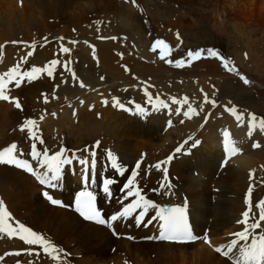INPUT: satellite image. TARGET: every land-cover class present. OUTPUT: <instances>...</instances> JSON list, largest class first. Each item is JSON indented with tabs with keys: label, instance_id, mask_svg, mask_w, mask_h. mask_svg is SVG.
<instances>
[{
	"label": "bare ground",
	"instance_id": "1",
	"mask_svg": "<svg viewBox=\"0 0 264 264\" xmlns=\"http://www.w3.org/2000/svg\"><path fill=\"white\" fill-rule=\"evenodd\" d=\"M173 1L192 5L202 0ZM211 1L215 27H224L230 14L238 16L241 23L251 24L254 16L264 21V0ZM172 11H164L179 19L169 23L171 26L191 28L199 23L186 22L183 9ZM148 12L138 0H0V76L9 81L5 94L12 98L0 100V150L17 145L15 155L28 161L36 172L33 175L0 163V220L9 229L23 225L53 246L45 252L44 245L27 244L20 239L22 233L9 236L5 229L0 232V264H234L245 245L233 235L246 227L241 221L247 219L248 225L259 221L261 226L255 231L264 232V221L259 220L264 214V129L259 122L264 119L254 116L250 130L249 115L253 116L250 111L254 108H235L227 99L211 105L208 94L214 91L206 83L239 81L245 73L225 67L218 56L217 60L195 58V63L187 57L179 60L182 66L174 70L172 65L178 59H170L175 53L170 41V46L162 47L166 49L164 59L140 42L128 44L125 51L118 45L120 35L116 38L114 30L100 29L96 22L106 15L118 19L123 29L140 32L142 20L138 19ZM52 60L57 64L52 66ZM80 60L97 78L87 70H76ZM33 67L41 69L35 73L36 79L22 77ZM12 68L16 72L9 80L4 74ZM166 71H172L168 77L174 81L181 79L180 85L172 81L168 88L181 86L184 92L162 89L169 97L161 107L154 104L155 96L143 81L163 88ZM16 79L21 80L19 86ZM201 90L207 91L208 97L203 103ZM17 101L20 108L15 106ZM223 104H228L225 113ZM233 108L237 114L230 113ZM206 113L208 120L204 121ZM238 114L242 119L237 120ZM28 120L33 123L27 124ZM225 132L229 134L228 151L223 145ZM193 134L200 138L199 143L191 139ZM91 137L95 141L83 147ZM33 145L37 152L47 150L40 163L32 155ZM178 147L181 152H176ZM232 147L239 151L232 154ZM61 153L70 162L59 163L60 177L52 190L49 184H41L37 175L43 176L47 170L46 159L55 169L59 160L51 157ZM113 162L126 167L122 175ZM133 171L137 173L134 184L143 188L141 196L155 205L141 223L135 219L141 209L112 221L108 228L83 222L69 209L83 184H95L104 191L105 181H111L110 193L106 196L104 192L100 202L108 218L123 205L135 204L137 197H127L123 187ZM45 192L60 197L64 206L48 204ZM182 194L197 239L182 244L160 241L157 235L163 221L157 211L164 203H179ZM245 211L247 218L242 215ZM234 240L238 243L228 253Z\"/></svg>",
	"mask_w": 264,
	"mask_h": 264
},
{
	"label": "rangeland",
	"instance_id": "2",
	"mask_svg": "<svg viewBox=\"0 0 264 264\" xmlns=\"http://www.w3.org/2000/svg\"><path fill=\"white\" fill-rule=\"evenodd\" d=\"M176 2L173 0H138V4L143 5V8L149 11L147 14H144V17L138 19L142 20V28L140 29V32H131L129 29H123L118 24V19L111 18L110 20L106 15L99 16L96 22L99 24L100 29L104 28L105 30H114L117 33L116 38L119 37L118 35H120L119 38L121 39L118 40V45L125 51L129 50L128 44L131 46L138 44L139 42L141 44H145V46L150 45V50L153 51L151 45L152 43L154 44L156 40H162L165 42V44H169L168 46L172 44V48L174 46L175 53H173V57L171 55L170 59H173L174 57L176 60L187 59L189 50L195 52L196 50L203 49L205 51L200 57L202 60L203 58L204 60H215L217 57L214 58L209 56L207 54V50H216V52L219 54L218 56L222 57L221 61L224 63L225 67H234L235 69H240L243 71V73H245V75L243 74V78L239 81H236V79H230L231 81L224 79L218 84H215L213 81L206 82L212 85V92L214 91L213 94L215 93V96H211H213L214 100L218 102H221L222 100V102H226L224 100L227 99L232 103L236 102L238 106L253 107L255 112L264 115V82L262 81L264 80V21L254 16L251 18V24H247L248 21H243L241 23L239 20H237L240 19L238 16H233L230 14V20L228 19V21H224L225 25L224 27L222 26L221 29L220 27H215L216 21L212 20L213 17L211 18L212 14L210 13H212L214 10V4L211 0H202L199 2V4L192 3V5L182 3L181 1ZM172 9H183V12L186 14V22L199 21V23H196L191 28H176L171 26L169 23L179 20L174 13L169 15L167 14V12H173ZM164 11L167 12L164 13ZM162 12L165 15H162ZM242 24L246 26H243ZM137 33H139V37ZM122 38L123 41L125 39L127 42L125 43V41H120ZM156 47L158 48L155 50L159 52V55L161 56V52H163V55L165 56L166 49L162 48L164 46L156 45ZM188 59L191 60L190 62L193 60L189 57ZM81 61L82 60L78 62L77 69H82L83 71L87 70L91 76L93 75L97 78V76L93 74V70L89 68L88 64ZM196 61L198 60H193V63ZM172 68L174 70L180 69L176 65H172ZM171 72L172 71H166L167 74L165 73L166 75L162 76L165 79H162V77L160 78V80L162 79L161 81H163L161 82L163 86L162 89H165L166 91H172L173 89V91L176 93L184 92V88H181V86L168 88L172 85V81H174V78L168 77ZM193 72H196V70ZM239 78L240 77H238V79ZM245 79L248 81L247 83H245ZM174 82H176L177 84H175L178 85L179 82H181V79H176ZM259 82L261 85L258 84ZM155 88L161 89L157 85ZM85 140H87V138ZM75 145H77V143ZM75 145H71V147Z\"/></svg>",
	"mask_w": 264,
	"mask_h": 264
},
{
	"label": "snow or ice",
	"instance_id": "3",
	"mask_svg": "<svg viewBox=\"0 0 264 264\" xmlns=\"http://www.w3.org/2000/svg\"><path fill=\"white\" fill-rule=\"evenodd\" d=\"M133 3H135V0H132ZM15 43V42H14ZM156 45H163L164 47H167L164 41L162 40H156L155 43L153 44V51L156 49ZM63 52H68L69 49L67 48H62ZM205 50H196L193 52L192 50H189L188 52V57L190 58H200L202 53ZM207 53L209 56L212 57H217L219 54L216 52L214 49H208ZM32 53L29 52L28 55L30 56ZM161 59H164L163 52H161ZM176 66H182V61H176ZM52 66L57 64L56 60H52L50 62ZM41 69L37 67H33L30 71H25L22 73V77L27 78L28 80H33L36 79L35 73L40 72ZM48 75H52V70L51 68L47 69ZM16 72V68H12L9 70V72L5 73V76L9 77V80L14 79L13 73ZM9 81H6L2 76H0V100H10L8 95L5 94V85ZM248 81L245 79V83ZM21 83L20 79L15 80L16 86H19ZM83 83H81V87H83ZM207 99V98H206ZM15 106L17 108H20L21 105L17 101L15 103ZM139 107V106H137ZM191 111V109H189ZM143 111V110H141ZM233 113H235V109H231ZM186 116L188 115L187 112L184 113ZM237 120L242 119V115L238 114L236 116ZM255 121V117L252 115H249V129L251 130L252 128V122ZM27 124H32L33 122L31 120H28L26 122ZM259 126L261 129H264V120L259 122ZM23 130V129H22ZM228 132L224 133V136L226 138L225 140V150L228 151V143H227V137H228ZM35 139V137H33ZM198 143V142H195ZM195 143L193 146H195ZM255 146V145H254ZM17 150V145L13 144L3 150H0V163L4 164H11L15 165L17 167L26 169L27 171L31 172L33 175H36L35 170L30 166L28 161L22 160L18 158L15 155V152ZM182 149L178 147L176 149V152H181ZM238 148L232 147L231 148V153L236 154L238 152ZM32 155L37 159L38 163H40V156L43 155L47 157V150H44L42 153L36 151V146L33 145L32 147ZM171 159V157H169ZM52 161H57L59 160L57 166L55 169H53L51 163L46 159L43 161V164L46 166L47 170L43 173V176L37 175V179L41 184H49L51 187H56V184L53 183L55 181L59 180V163H67L70 161H65L63 159L62 153L53 155L51 157ZM81 163H84L81 161ZM113 167H116L115 162H113ZM137 169L139 168V163H137ZM159 167V165H157ZM137 173L133 171L132 173V178L129 179L128 183L125 185L126 189V196L127 197H132L135 196L138 198L137 202L135 204H128L126 207L123 208V211L119 212L116 215H112L110 217L111 221H117L121 217H127L130 212H132L134 209H141L139 213L135 216V219L137 223H141L142 218L146 215L147 210L149 208H154L155 205L151 204L149 201L144 200L143 196H141L139 191H134L133 189V184H134V179L136 177ZM111 181H105V187H104V192L108 193L109 188L108 184H110ZM44 195L51 201L53 204H58L59 201L56 199L52 198L50 195H48L47 192L44 193ZM87 197V200H82V197ZM94 197L91 192H81L78 193L76 196V211L80 213L81 216L84 217V219L89 220V221H96L100 224L106 223L105 219L101 217V213L95 208L93 205ZM143 201V204L140 202ZM245 218L249 216V213L245 211L242 214ZM4 216H7V213H4ZM157 216L163 221V224L161 225L162 231L160 233L159 239L162 240H171V241H179V242H184L185 238L187 240H196L197 237L192 235V232L189 230L187 222L184 217V211L181 208H170V209H160L157 211ZM260 221H264V214H261L259 217ZM241 223H244L246 227L237 233H234L233 235L238 237V241H244L245 245L240 247V253L241 256L238 258L234 264H264V232L261 233H256V229L259 228L261 225L259 221L252 223L251 225H248L247 219L241 221ZM5 229H9V225L3 224V221L0 220V232H4ZM13 233H22L20 235V239L24 240L27 244H41L44 245V250L45 252L48 251L49 248L53 247L50 242H48L43 236L37 234L34 231L29 230L28 228L24 227L23 225H19L17 228L14 229H9L8 234L9 236L13 235ZM237 240H234L231 242V244L228 247V253H231L233 248L236 247ZM250 241V242H249ZM205 242L207 241V238H205ZM217 252L221 251V249L217 248ZM228 253H225L226 255Z\"/></svg>",
	"mask_w": 264,
	"mask_h": 264
}]
</instances>
